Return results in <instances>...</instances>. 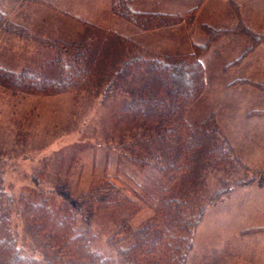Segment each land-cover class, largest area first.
Masks as SVG:
<instances>
[{
  "label": "rangeland",
  "instance_id": "rangeland-1",
  "mask_svg": "<svg viewBox=\"0 0 264 264\" xmlns=\"http://www.w3.org/2000/svg\"><path fill=\"white\" fill-rule=\"evenodd\" d=\"M40 1L47 2L48 6L43 5L36 10L35 7L29 8L30 13L28 11L33 17L39 16L40 23L37 19L36 24L33 21L19 24L30 32L28 35L0 25V70L59 81V65L56 62L57 56L54 55L57 52L41 41L43 37L66 41L85 39L88 46L83 48H88L87 64L94 62L87 89L84 90L54 95L28 94L13 90V86L17 87L16 82L4 84L0 81V185L14 196L15 201L17 196H26L31 193V188H37L36 191L40 189L52 205L68 201L75 207L80 206L79 197L104 181L123 188L128 199L135 201L134 205L125 199L121 201L122 210L107 207L103 203L105 198H115V204H119L124 197L123 192L117 195L115 192H97L95 203L91 206L82 205V214L78 218L79 227L91 229L94 235L93 248L107 254L110 253L107 240L114 230L113 219L121 216L124 211L127 215L131 213L129 217L134 218L132 224L135 227L151 217L153 211L144 205L140 207L144 201L138 200L137 196L141 194L145 200L147 195H158L165 180L137 162L130 154L139 150L140 144L134 140L132 132L139 127L131 123L133 115L126 113L124 107L132 100V89L141 84V74L133 76L126 73L114 78L112 89L106 92L110 76L104 78L101 75L102 68L105 67L104 62H101V54L109 53L108 44L116 42L117 35L138 40L149 50L186 51L191 43L205 41L206 36L199 26V18H204L207 9L203 3L196 11L195 20L189 23L178 21L172 28L145 33L138 32L126 21L114 16L109 8V0ZM162 1L167 5L168 0ZM154 2L155 0H133L131 7L149 10L153 8ZM193 2L194 0L180 2L177 10L181 9L183 13ZM12 4L13 0H0V12L14 22L19 10L14 11ZM20 8L22 12L26 7ZM162 9L169 10L164 6ZM170 10L177 11L172 8ZM42 16L46 17L44 21ZM228 30L209 45L201 58L204 67L210 60L217 64L214 68L223 62L227 67L242 63L245 53L239 57L229 55V52L216 54L221 51L226 37L247 35L252 37V45H257L260 41L257 37L253 38L254 34L243 25ZM260 43L262 46L264 39ZM118 46L125 51L127 49L120 43ZM212 48L216 51L213 52ZM93 50L99 55L94 56ZM67 54L65 60H69ZM70 56L73 57L72 54ZM142 73L147 72L143 69ZM211 74L210 77L207 74L209 79L213 78ZM212 81L215 80H211L209 86L207 83L200 96L186 109L185 118L191 125H195L212 115L220 136L231 146L233 158L229 156L230 159L224 160L219 167L203 165L189 180L190 194L196 199L193 212L197 211L199 204L209 200L211 202L207 205L202 220L190 232L192 246L187 254L186 264H264V231L261 230H264V166L260 165L264 163V144L256 145L259 140L253 138L251 131L249 134H242V130H245L242 125L252 122L255 124L257 119H239L238 115V118L234 116L231 123L230 113L233 114L236 110L228 111L225 104L220 102L224 89L215 84L212 86ZM256 111L264 113V108L252 110L250 114ZM227 127H240L241 134L234 140L235 136L233 138L227 134ZM241 138L244 142H251L250 148L253 151L247 152L243 149L244 146L237 145ZM217 142L221 143V138ZM124 183L127 187H123ZM225 190L226 193L219 194ZM18 207L17 203L12 222L19 244L26 252L35 251L37 255H41L40 238L22 223L16 213ZM189 211L190 208L186 213ZM114 252L112 250L111 254L119 264H126L115 257Z\"/></svg>",
  "mask_w": 264,
  "mask_h": 264
},
{
  "label": "trees",
  "instance_id": "trees-1",
  "mask_svg": "<svg viewBox=\"0 0 264 264\" xmlns=\"http://www.w3.org/2000/svg\"><path fill=\"white\" fill-rule=\"evenodd\" d=\"M184 1L187 0H168L165 5V1L155 0L152 9L143 11L131 7L133 0H109V8L114 16L126 21L138 32L150 33L172 28L178 21H193L198 8L207 2L194 0L181 13V9L177 10L180 7L178 3ZM21 2L48 6L47 2L40 0ZM163 6L169 10L162 9ZM171 8L177 11L172 12ZM0 25L18 33H30L25 27L11 22L2 12ZM199 26L206 36L205 41L191 43L189 49L183 52L149 50L142 42L122 35H115L116 42L108 44V54L100 52L101 62L105 66L101 75L104 78L110 76L106 92L112 89L114 78L126 73L133 76L141 74V84L132 89V100L126 103L124 111L133 115L131 123L139 127L132 131L134 140L140 144L139 150L130 154L165 180L158 195H147L145 200L141 194L137 196L138 200L144 201L140 207H150L153 215L135 227L132 224L134 218L129 217L131 213L127 215L124 211L121 216L114 218V230L107 240L110 253L103 254L92 246L94 235L91 229L78 226L81 206L93 205L97 192H115L117 195L124 191L123 188L104 181L79 197L80 206L75 207L68 201L52 205L40 189V192L36 191L37 188H31V193L26 196H17L15 201L14 196L0 185V264H119L111 254L112 250H115L114 256L126 264H186L192 246L190 232L202 220L211 202L199 204L197 211L193 212L196 199L190 194L189 180L203 165L219 167L224 160L230 159L229 156L233 158L231 146L220 136L212 115L195 125L185 118L186 109L200 96L207 84L202 56L211 43L229 31L204 22H200ZM41 41L57 52L54 55L59 65V81L43 80L28 73L16 75L5 70H0V81L4 84L16 82L17 87L13 86V90L28 94L54 95L87 89L94 61L87 64L89 55L86 54L88 48L84 49L88 46L86 40L66 41L43 37ZM118 41L121 46L127 47L126 51L118 46ZM75 52L78 54H73ZM93 53L94 56L99 55L96 50ZM66 54L69 60H65ZM143 69L147 73H142ZM247 81L240 79L233 83ZM220 138L221 143H218ZM125 175L129 177L127 173ZM123 187H127L125 183ZM226 192L220 191L219 194ZM123 194L125 198L119 204H115V198H105L103 203L116 209H120L123 205L121 201L125 199L135 204L132 198L128 199L129 196ZM17 203L18 217L40 238L41 255H37L34 250V253H28L19 244L12 222ZM189 208L191 211L186 213Z\"/></svg>",
  "mask_w": 264,
  "mask_h": 264
},
{
  "label": "crops",
  "instance_id": "crops-1",
  "mask_svg": "<svg viewBox=\"0 0 264 264\" xmlns=\"http://www.w3.org/2000/svg\"><path fill=\"white\" fill-rule=\"evenodd\" d=\"M13 1L14 4L12 5L15 9L14 11L17 12V10H19V17L17 16L14 22L23 24V21H33V23L36 24L35 21L38 19L40 23V19L38 18L39 16L33 17L32 14H28V11L30 13L29 8L35 7L34 10H36L39 9L38 7L41 8L42 5L37 6L36 4L31 5L28 3H22L20 1L18 2L16 0ZM22 6L28 9L24 8V10L21 12L20 7ZM205 8L207 10L204 18H199L201 22H204L216 28L227 29L243 25L251 32V34H254L253 38L257 37V40H260L258 41L257 46L256 44L252 45V37H249L247 35H236L235 38L231 36H229L228 38L226 37L225 41L224 39L222 40L224 42L222 43L223 46L221 51L217 52L216 54H225V52H229V55H238L239 57L240 55L245 53L246 55L242 59V63L235 67H227L223 62L219 64V67L215 66L214 68V65L217 64H214V61L210 60L209 64L205 66V69L208 83L207 85L209 86L211 80H215L214 82L212 81V86L213 84H215L216 86H221L224 89L223 92L221 91L222 95L220 102L222 104H225V108H227L228 111L230 109L236 110V112L234 111L233 114L230 113V122L233 123V120L235 119L234 116L238 118V115H240L239 119L246 120L249 117L256 118L257 122L255 124H253L252 122L251 124L247 123L245 126L242 125L243 128L247 130H242V134H249V131H251L250 133L254 135L253 138L259 140L258 144L256 145H263L264 122H262V120H264V113L256 111L257 114H250V112H252V110L259 109L260 107L264 108V43L262 44V46H260L261 40L264 39V0H207V2L205 3ZM41 19L44 21L46 17L42 16ZM43 21L41 23H43ZM40 27H37V29H39ZM30 29L32 28L30 27ZM44 34L45 31H43V35ZM226 43H228L227 46ZM211 50L213 52L216 51L214 48H212ZM216 59H218V57H216ZM229 62L230 61H227V63ZM207 74L209 75V77L211 74L213 78L209 79ZM240 79H245L248 81L246 83H233L234 80ZM249 81L252 83H250ZM258 82H260L261 85ZM256 83L259 84V88H257ZM239 128L240 127H227V134L233 138L235 136V140L236 137L241 134L239 133ZM236 141L234 142L236 143ZM250 143L251 142L249 141L244 142V140L241 138L239 143L236 144L238 146H244L243 149L249 152L250 150L253 151V149L250 148ZM260 165L264 166V163H261ZM261 230L262 232L264 231L263 229Z\"/></svg>",
  "mask_w": 264,
  "mask_h": 264
}]
</instances>
